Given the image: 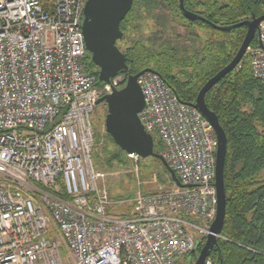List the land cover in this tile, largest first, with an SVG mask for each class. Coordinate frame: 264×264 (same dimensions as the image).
<instances>
[{"label": "built area", "instance_id": "built-area-1", "mask_svg": "<svg viewBox=\"0 0 264 264\" xmlns=\"http://www.w3.org/2000/svg\"><path fill=\"white\" fill-rule=\"evenodd\" d=\"M85 2L0 0V264H188L216 213L214 130L156 73L140 75L138 118L182 187L113 202L91 115L124 79L97 86L87 72ZM257 39L246 54L264 88V30Z\"/></svg>", "mask_w": 264, "mask_h": 264}, {"label": "trees", "instance_id": "trees-1", "mask_svg": "<svg viewBox=\"0 0 264 264\" xmlns=\"http://www.w3.org/2000/svg\"><path fill=\"white\" fill-rule=\"evenodd\" d=\"M183 6L210 25L187 20L179 0H133L120 24L123 38L129 31H138L143 14L149 16L154 9L162 8L192 43L199 42L200 46L182 52L172 41L162 39L157 29L145 39L149 43L137 36L124 50L119 49L128 67L118 74L124 77L121 87L129 75L151 69L180 102L192 106L205 83L236 55L247 28L235 25L264 15V0H183ZM257 45L256 36L250 46ZM85 65L87 72L98 77L99 70L88 53ZM97 86L102 84L98 82ZM205 104L217 116L227 140L223 172L225 218L209 258L213 264H264V88L253 77L247 54L207 92ZM154 152H162L155 142ZM117 160L118 155H112L107 164ZM202 246L203 242H199L197 254ZM195 256L196 253L188 264L194 262Z\"/></svg>", "mask_w": 264, "mask_h": 264}, {"label": "water", "instance_id": "water-1", "mask_svg": "<svg viewBox=\"0 0 264 264\" xmlns=\"http://www.w3.org/2000/svg\"><path fill=\"white\" fill-rule=\"evenodd\" d=\"M132 4L133 0H86L84 4L81 29L85 50L90 55L92 64L99 70L97 79L101 84H109L113 77L128 69L125 57L116 44L123 38L120 24L128 14ZM179 8L187 20H201L210 25L198 15L186 11L183 0H179ZM263 22L264 15L252 17L251 20L235 25V27L246 26L247 28L236 55L227 66L205 83L192 105L212 126L217 140L215 154L216 213L209 234L201 241L203 246L194 264H205L211 251L217 246V239L223 229L226 205L223 172L227 140L217 116L205 104V95L240 64L251 42L256 36L258 37ZM146 72L155 73L151 69H145L137 74L129 75L122 88L113 89L111 94L104 95L97 101V105L105 104L107 109L104 120L105 131L113 143L127 155H135L140 158L152 157L160 161L170 180L176 186L182 187L163 157L154 152L153 138L144 130L138 118V114L144 109L145 103L137 79ZM198 246L199 242H196L188 257L189 261Z\"/></svg>", "mask_w": 264, "mask_h": 264}, {"label": "rangeland", "instance_id": "rangeland-1", "mask_svg": "<svg viewBox=\"0 0 264 264\" xmlns=\"http://www.w3.org/2000/svg\"><path fill=\"white\" fill-rule=\"evenodd\" d=\"M143 16L144 19L139 22L138 31H129L125 34V37L117 43L118 49L124 50L137 36L143 37L145 44L149 43L145 39L152 36L156 29L160 30L158 35L162 39L172 41L182 52L191 50L194 46L195 48L200 46L199 42L193 44L184 29L172 22L165 9H154L151 15L147 16L146 13ZM156 18L157 21H155ZM261 29L264 30V22L261 24ZM106 113L105 104H99L91 115L95 141L93 162L94 169L103 175L99 185L108 192L112 201H127L137 194H150L173 188L169 175L160 161L152 157L129 158L108 138L104 127ZM153 139L156 144H159L157 136ZM112 155H118L119 160L108 165L107 161ZM128 209V204H125L123 208L112 207L110 212L122 215L127 213ZM197 256L196 253L194 262Z\"/></svg>", "mask_w": 264, "mask_h": 264}, {"label": "flooded vegetation", "instance_id": "flooded-vegetation-1", "mask_svg": "<svg viewBox=\"0 0 264 264\" xmlns=\"http://www.w3.org/2000/svg\"><path fill=\"white\" fill-rule=\"evenodd\" d=\"M198 249H199V246H198V248H197V250H196V252H195V253H197ZM195 253H194V254H195Z\"/></svg>", "mask_w": 264, "mask_h": 264}]
</instances>
